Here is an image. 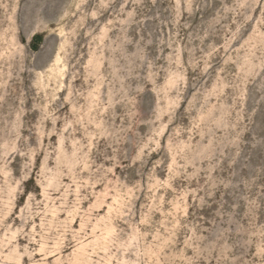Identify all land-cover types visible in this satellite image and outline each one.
<instances>
[{
  "label": "rangeland",
  "instance_id": "1",
  "mask_svg": "<svg viewBox=\"0 0 264 264\" xmlns=\"http://www.w3.org/2000/svg\"><path fill=\"white\" fill-rule=\"evenodd\" d=\"M0 264H264V0H0Z\"/></svg>",
  "mask_w": 264,
  "mask_h": 264
},
{
  "label": "trees",
  "instance_id": "2",
  "mask_svg": "<svg viewBox=\"0 0 264 264\" xmlns=\"http://www.w3.org/2000/svg\"><path fill=\"white\" fill-rule=\"evenodd\" d=\"M34 41H38V40H41V37L39 35H36L33 37Z\"/></svg>",
  "mask_w": 264,
  "mask_h": 264
}]
</instances>
